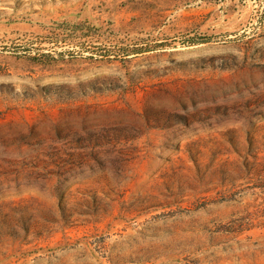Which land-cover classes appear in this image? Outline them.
<instances>
[{"label":"rangeland","instance_id":"rangeland-1","mask_svg":"<svg viewBox=\"0 0 264 264\" xmlns=\"http://www.w3.org/2000/svg\"><path fill=\"white\" fill-rule=\"evenodd\" d=\"M0 264H264V0H0Z\"/></svg>","mask_w":264,"mask_h":264}]
</instances>
